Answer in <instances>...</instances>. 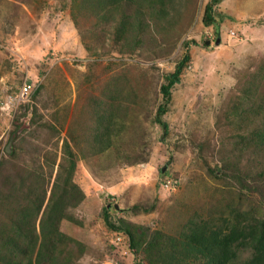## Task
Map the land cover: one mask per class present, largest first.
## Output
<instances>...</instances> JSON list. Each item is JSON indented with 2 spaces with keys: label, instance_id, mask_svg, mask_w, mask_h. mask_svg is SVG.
I'll use <instances>...</instances> for the list:
<instances>
[{
  "label": "rangeland",
  "instance_id": "obj_1",
  "mask_svg": "<svg viewBox=\"0 0 264 264\" xmlns=\"http://www.w3.org/2000/svg\"><path fill=\"white\" fill-rule=\"evenodd\" d=\"M211 1L172 0L163 18L137 0H0V226L41 199L42 212L59 170L74 221L57 228L76 243L53 264H151L105 213L146 243L190 219L264 217V0H217L207 27ZM184 56L164 132L160 87Z\"/></svg>",
  "mask_w": 264,
  "mask_h": 264
},
{
  "label": "trees",
  "instance_id": "obj_2",
  "mask_svg": "<svg viewBox=\"0 0 264 264\" xmlns=\"http://www.w3.org/2000/svg\"><path fill=\"white\" fill-rule=\"evenodd\" d=\"M122 1L124 0H94L92 3L91 0H84V3L100 11L108 7L112 12H118ZM137 1L145 2L152 13L164 18L166 3L169 4L172 0ZM216 2L217 0H212L204 8L202 22L207 27L215 24L212 6ZM187 60L188 57L184 56L168 75L167 82L160 87L163 103L158 106L154 121L164 132L168 126L161 119L167 111L171 88L178 82ZM262 146L264 148V140ZM62 184L59 170L42 212L44 202L41 199L31 207L21 208L9 226L1 224L0 264H53L58 246L65 248L70 243H76L57 228L63 218L74 221L71 216L64 214L60 206L70 193L66 191L68 185L63 188ZM256 191L264 202V189L257 186ZM77 193L83 195L81 191ZM40 212L42 215L38 219ZM50 215H53V219L48 221ZM103 220L110 230L121 231L119 233L123 234L125 232L132 245L145 244L148 251L154 252L151 264H264V217L258 218L251 212L231 210L226 216L211 219V223L202 219H190L178 237L153 232L149 243L145 242V229L134 234L131 224H125L123 228L114 226L107 213ZM47 227L51 230L50 234L47 233Z\"/></svg>",
  "mask_w": 264,
  "mask_h": 264
},
{
  "label": "built area",
  "instance_id": "obj_3",
  "mask_svg": "<svg viewBox=\"0 0 264 264\" xmlns=\"http://www.w3.org/2000/svg\"><path fill=\"white\" fill-rule=\"evenodd\" d=\"M31 92V86L23 85L21 86L18 91L13 95L8 97V101L4 104L5 109H15L17 106L23 102H25ZM171 183L169 180H163L162 187L169 188ZM129 250V249H128ZM132 251V250H129ZM136 257L134 259L136 260Z\"/></svg>",
  "mask_w": 264,
  "mask_h": 264
},
{
  "label": "water",
  "instance_id": "obj_4",
  "mask_svg": "<svg viewBox=\"0 0 264 264\" xmlns=\"http://www.w3.org/2000/svg\"><path fill=\"white\" fill-rule=\"evenodd\" d=\"M219 42H220V40L219 39H216V41H215V44H219ZM209 42L207 41L205 44H208ZM115 208L117 209V207L115 206Z\"/></svg>",
  "mask_w": 264,
  "mask_h": 264
}]
</instances>
